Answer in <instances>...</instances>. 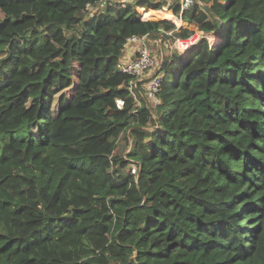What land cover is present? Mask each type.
<instances>
[{"label":"trees","instance_id":"obj_1","mask_svg":"<svg viewBox=\"0 0 264 264\" xmlns=\"http://www.w3.org/2000/svg\"><path fill=\"white\" fill-rule=\"evenodd\" d=\"M135 3L0 0V264H264V0ZM165 17L218 39L143 105L121 48Z\"/></svg>","mask_w":264,"mask_h":264},{"label":"built area","instance_id":"obj_2","mask_svg":"<svg viewBox=\"0 0 264 264\" xmlns=\"http://www.w3.org/2000/svg\"><path fill=\"white\" fill-rule=\"evenodd\" d=\"M112 1H115L116 3H118L122 6H130L133 9H136V8H134L133 5L136 4L135 2L137 0H112ZM195 1L196 0H178V4L180 6V12L182 13L184 10L189 9L190 6L195 3ZM164 6L169 8L168 10H170L178 18L183 20L181 17V14L178 15L173 11V9L171 7L172 6L171 3H169L168 6H167V4ZM87 7L89 8L90 4H88ZM137 10L139 11V9H137ZM169 20L176 23V21H174V20H171V19H169ZM183 25H185V24L178 25V27L177 28L175 27L172 31H170V33L175 31L176 29L179 31L181 28H183ZM196 26L199 30H201L203 32L201 35H199L197 37V39L200 36H205L208 38V40L210 42L211 41L210 40V34L204 32L199 27V25H196ZM177 39H179V40H177V43L183 47L184 46L189 47L192 43L190 41V42H187L186 44H184L183 41L181 40L182 38L178 37ZM146 41H147V36H144V37L132 36V37L128 38L127 41L123 44V46L121 48L119 66L124 72L133 76V80L131 81V84H130V91H131L132 96L139 103L141 102L140 95H139V91H140V85L139 84H140V82H142L144 80L145 72L147 70L155 69V72H153V74L150 76V80L145 84V87L147 88V90H149V92H151V94L153 95V97L155 99V103H157L158 102L157 94L159 93V91L161 89L162 75L160 73H158L160 65L159 66L156 65V59L152 55V51L149 49ZM195 41H197V40H195ZM133 44H137V48L135 50V53H136L135 57H133L130 60L124 59V55L127 53L129 48ZM211 47H212V45H211ZM130 165H131L132 174L134 176H138L139 172H140L139 165L134 161L131 162Z\"/></svg>","mask_w":264,"mask_h":264},{"label":"rangeland","instance_id":"obj_3","mask_svg":"<svg viewBox=\"0 0 264 264\" xmlns=\"http://www.w3.org/2000/svg\"><path fill=\"white\" fill-rule=\"evenodd\" d=\"M165 1L167 2L166 4L168 6L169 3L172 4L174 0H165ZM103 5L104 4L102 3V4L99 5V7L103 8ZM165 8H167V7H165ZM167 9H169V8H167ZM165 18L169 20V18H167V17H165ZM175 27L176 28L178 27L177 23H175ZM183 28H189L193 32V34L189 38H182L181 39L184 44H186L187 42H190V41L194 44L195 42H197L195 40H198L201 36L198 39H197V37L203 33L195 25H187L186 24V25H183ZM177 31L178 30L176 29L171 34H174V32H177ZM217 39H218L217 35L210 34V40H211L210 44L212 46H213L212 43L213 42L215 43L217 41ZM177 40H179V39H171V38L168 37L163 42V41H161V40H159L157 38H153V37H151L149 39L147 38V45H148V47L150 45L149 49L152 51V55L156 59V65L157 66H159L161 64V60L164 58V55H166V56L167 55H172L175 50H179L181 52H184L185 50H187L188 48H190L192 46V43H191V45L189 47L188 46H184L183 47V46H181V45H179L177 43ZM212 51H211V49H209L210 53H212ZM135 55H136V53L133 52V54L128 58V60H130L133 57H135ZM153 72H155V69L147 70L145 72V78L140 84V87H141L142 90H144V92H146V90L144 89V85L150 80V76L153 74ZM139 95H140V99H141L142 94H141L140 91H139ZM147 97H148L147 104L153 106L155 104L154 97L150 93L147 95ZM143 105H145V104H143ZM139 107L140 108H139L138 113H137V120L147 124L148 126L149 125L152 126L153 125V119H152L151 115L149 114V111L145 110V109H142L143 108L142 105H139ZM130 148H131L130 140L127 137V135H124L122 137V139H121V142H120L119 151H120V153L126 155L129 152Z\"/></svg>","mask_w":264,"mask_h":264},{"label":"crops","instance_id":"obj_4","mask_svg":"<svg viewBox=\"0 0 264 264\" xmlns=\"http://www.w3.org/2000/svg\"><path fill=\"white\" fill-rule=\"evenodd\" d=\"M149 39V38H148ZM146 43H147V41H146ZM149 47H150V45H149ZM136 48H137V44H133L130 48H129V50L127 51V53L124 55V59H128L132 54H133V52H135V50H136ZM144 89L146 90V92H144V90H142L141 89V87H140V92H141V94H142V97H141V104H143V103H145L146 105H148L147 104V99H148V97H147V95L150 93L151 94V92H149V90H147V88L145 87V85H144ZM152 95V94H151ZM153 96V95H152ZM143 102V103H142Z\"/></svg>","mask_w":264,"mask_h":264},{"label":"clouds","instance_id":"obj_5","mask_svg":"<svg viewBox=\"0 0 264 264\" xmlns=\"http://www.w3.org/2000/svg\"><path fill=\"white\" fill-rule=\"evenodd\" d=\"M213 44H214V42H213Z\"/></svg>","mask_w":264,"mask_h":264}]
</instances>
